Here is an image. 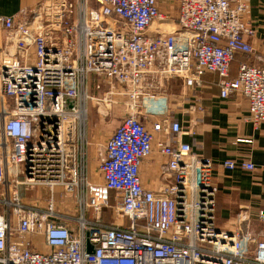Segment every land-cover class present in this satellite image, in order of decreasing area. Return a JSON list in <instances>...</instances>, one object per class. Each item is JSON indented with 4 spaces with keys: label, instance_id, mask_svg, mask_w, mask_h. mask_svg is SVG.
Instances as JSON below:
<instances>
[{
    "label": "built area",
    "instance_id": "2783aa9c",
    "mask_svg": "<svg viewBox=\"0 0 264 264\" xmlns=\"http://www.w3.org/2000/svg\"><path fill=\"white\" fill-rule=\"evenodd\" d=\"M177 9L172 30L162 28L169 16L159 0H41L24 19L0 16V264H264V238L240 227L248 216L218 228L213 162L189 143L159 141L171 183L143 184L156 136L187 132L179 122L149 128L141 120L147 86L182 78L198 87L215 73L221 98L241 95L249 119L264 123V64L241 63L230 77L235 55L254 51L247 2L178 0ZM118 96L125 115L96 182L88 173L90 104L105 105L107 117ZM223 165L256 168L250 160ZM40 186L49 196L29 202L27 192ZM58 187L75 197L74 208L57 207ZM112 192L127 224L102 217ZM257 219L264 224V209Z\"/></svg>",
    "mask_w": 264,
    "mask_h": 264
},
{
    "label": "crops",
    "instance_id": "0c3cea01",
    "mask_svg": "<svg viewBox=\"0 0 264 264\" xmlns=\"http://www.w3.org/2000/svg\"><path fill=\"white\" fill-rule=\"evenodd\" d=\"M245 1L249 6L246 21L253 30V34L246 38L254 51L248 55H235L230 68L231 78L237 77L241 63L259 66L264 64V0ZM40 2L41 0H0V16L24 19V13L35 8ZM177 8L178 0H159L160 11L169 16L163 24L164 30H172L177 25ZM8 49L10 48H5L4 51ZM30 54L33 58V49ZM220 81L218 74L205 73L198 87H188L182 78L164 79L160 87L147 86L151 98L146 100L138 111L141 120L149 128L159 121H163L164 126L179 122L187 132L179 136H156L154 152L141 167L142 181L144 186L151 190H159L171 183V180L162 175L163 166L167 161L158 153L159 141L164 140L173 145L177 142L189 143L195 154L213 162L214 183L218 187L216 212L219 223L224 229H233L239 223V215L245 214L248 216L247 221L240 223V227L257 238H264V224L257 219L258 211L264 209V123L256 126L249 119V103L241 95L233 94L228 99L221 98ZM147 82L151 84V81ZM92 93H97L93 87ZM116 99L118 103L115 106L120 104L125 108L126 98L118 96ZM94 114L105 120L104 113L99 110L96 102L90 104V115ZM124 115L125 112H122L118 120L116 118L112 122L113 125H118ZM90 118L88 173L97 182L101 181L99 158L105 152L109 136L100 132L101 127L94 128ZM227 160H250L256 168L252 171L241 167L228 169L223 165ZM26 198L36 204V198ZM116 203L112 192L110 205L115 206ZM103 215L104 212L102 217L106 222L113 221L112 217ZM122 223L127 224L128 220Z\"/></svg>",
    "mask_w": 264,
    "mask_h": 264
},
{
    "label": "rangeland",
    "instance_id": "374dc122",
    "mask_svg": "<svg viewBox=\"0 0 264 264\" xmlns=\"http://www.w3.org/2000/svg\"><path fill=\"white\" fill-rule=\"evenodd\" d=\"M101 106H103V107H101ZM101 106L98 105L99 110H102L104 113L107 112V107L105 105H101ZM109 112H110L109 116L105 117V120L99 119L98 115H95V114H94V116H92L93 114L90 115V116H92L90 118L91 123H92L91 125L95 126L94 128H96L97 126L101 127L102 130L100 132L105 136H111L112 135V133L114 132V130L117 127V125L116 126L113 125L112 122L116 118L118 120V116H120V114L122 112H125V108L119 104L118 106H113L109 110ZM49 194H50V190L44 186H40V187L36 188V191L27 192V196L32 197V199L36 198L37 202L44 201L45 198H47L49 196ZM56 198L58 199V203H57L58 208H62V206H66V205H69V206L74 208L76 205L75 197L74 196L73 197L66 196L62 187H58L56 189ZM43 204H44V202H43ZM45 204H46V202H45ZM103 212H104V215H103L104 217L105 216H107L109 218L112 217L114 222H120V223L123 222V219L116 217L112 206H110L109 208L105 207L103 209ZM103 212H102V214H103ZM125 220H127V219H125ZM216 224H217L218 228L224 229L223 226L219 223V220L217 219V212H216Z\"/></svg>",
    "mask_w": 264,
    "mask_h": 264
},
{
    "label": "water",
    "instance_id": "95a60500",
    "mask_svg": "<svg viewBox=\"0 0 264 264\" xmlns=\"http://www.w3.org/2000/svg\"><path fill=\"white\" fill-rule=\"evenodd\" d=\"M89 251H92L91 248L89 249Z\"/></svg>",
    "mask_w": 264,
    "mask_h": 264
},
{
    "label": "bare ground",
    "instance_id": "6f19581e",
    "mask_svg": "<svg viewBox=\"0 0 264 264\" xmlns=\"http://www.w3.org/2000/svg\"><path fill=\"white\" fill-rule=\"evenodd\" d=\"M99 105V104H98ZM99 106H101V105H99ZM102 107V106H101Z\"/></svg>",
    "mask_w": 264,
    "mask_h": 264
}]
</instances>
